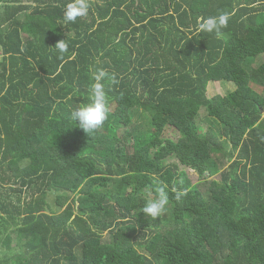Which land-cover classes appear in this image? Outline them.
I'll return each mask as SVG.
<instances>
[{
	"label": "trees",
	"instance_id": "16d2710c",
	"mask_svg": "<svg viewBox=\"0 0 264 264\" xmlns=\"http://www.w3.org/2000/svg\"><path fill=\"white\" fill-rule=\"evenodd\" d=\"M68 2L0 0V264H264V0H88L75 23ZM220 11L222 38L196 32ZM99 69L118 83L87 136L70 116ZM217 82L234 92L211 97ZM60 177L75 198L54 196Z\"/></svg>",
	"mask_w": 264,
	"mask_h": 264
},
{
	"label": "clouds",
	"instance_id": "9594fccd",
	"mask_svg": "<svg viewBox=\"0 0 264 264\" xmlns=\"http://www.w3.org/2000/svg\"><path fill=\"white\" fill-rule=\"evenodd\" d=\"M89 12L88 0H69L64 9L63 18L67 22L75 23L79 18L85 17ZM231 19V13L228 11H220L215 15L207 17H200L197 21L196 32L214 34L217 39L222 38V29L226 28ZM58 50L60 54H64L68 50L66 40H61L53 47ZM94 83L90 88L91 100L88 103L77 105L71 111V120L76 123L87 136L100 129L104 122L108 119L110 113L109 99L105 92V81L111 83H118L115 73H109L106 69H99L93 75ZM155 184L160 185L157 188L158 196L156 199H150L143 207V214L152 219L160 218L167 210L169 203V195L167 186L153 178ZM175 192V199L180 200L186 195L183 190L173 189Z\"/></svg>",
	"mask_w": 264,
	"mask_h": 264
},
{
	"label": "rangeland",
	"instance_id": "374dc122",
	"mask_svg": "<svg viewBox=\"0 0 264 264\" xmlns=\"http://www.w3.org/2000/svg\"><path fill=\"white\" fill-rule=\"evenodd\" d=\"M1 59H2V50L0 49V61H1ZM261 61L264 62V58ZM256 65H257V63L255 64V66ZM209 91L211 92V94H209L211 97L216 96V95H220V97L226 98L234 92V89H233V87H231L230 85H228L226 83H218L217 82L214 84V86L212 88L210 86ZM197 123H198L199 129H200V132L203 135H205L207 133V129L210 125V121L208 119V112H206V111L201 112V114L197 118ZM122 132H123V130H122ZM180 137H181V135L179 133H175V134H172L171 139H173L174 141H177ZM17 161H19V160H17ZM168 164L179 165L180 170H182V173H186L188 175V177L192 181L193 185H198L201 182H203V179L197 173L196 168L189 165V163L184 162V161L180 160L179 158L178 159L172 158L169 160ZM76 179L79 181L78 178H76ZM54 187L57 189L54 192L55 197H57V195H59V194H61V195L64 194L65 196H70L72 198L73 197L75 198L78 194L79 189H80L79 187H77V184L72 183L70 180H68L64 177H60L58 180H56ZM144 196L149 200L154 199L153 195L150 192L145 193ZM50 204L51 205L55 204V200L53 198L50 199ZM156 243L157 242L154 241L150 245L148 250L145 251V253L149 254L154 249Z\"/></svg>",
	"mask_w": 264,
	"mask_h": 264
}]
</instances>
